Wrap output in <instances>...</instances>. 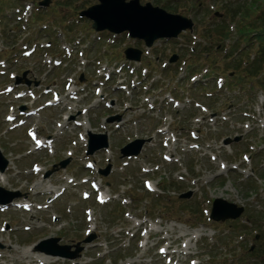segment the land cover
<instances>
[{
	"label": "rangeland",
	"instance_id": "1",
	"mask_svg": "<svg viewBox=\"0 0 264 264\" xmlns=\"http://www.w3.org/2000/svg\"><path fill=\"white\" fill-rule=\"evenodd\" d=\"M41 1L0 0V61L6 62L0 73L7 72L0 76V153L11 162L0 173V197L21 194L0 211V264H250L243 255L263 254L264 92L257 79L234 70L233 60L247 46L251 60L260 49L255 40L239 39L238 29L259 26L264 0L248 1L234 21L229 16L244 0H140L189 18L194 26L176 40L158 41L138 63L124 52L142 49V43L127 34L97 35L91 21L78 17L97 0H52L40 9ZM21 3L34 7L27 25L4 17ZM235 45L240 50L229 58ZM27 50H33L29 57ZM172 55H178L174 64ZM204 71L211 75L202 83L196 79ZM10 72L21 78L17 89L29 88L40 99L33 107L44 108L51 89L60 103L11 130L5 117L23 104L4 93L13 83ZM217 78L227 79L228 90L216 89ZM73 90L78 93L67 96ZM26 102L31 106L32 98ZM118 115L123 125L114 131L106 121ZM103 125L110 148L87 156V127L106 133ZM33 128L55 138L53 148L34 152L28 137ZM236 137L239 142L223 146V139ZM138 138L150 143L138 158H122L121 149ZM67 160L66 169L45 177ZM108 167L109 176H102ZM99 191L106 203L97 200ZM188 192L190 199L180 198ZM57 193L62 194L53 199ZM216 199L243 207L241 218L210 220ZM26 202L34 204L32 212L18 209ZM52 238L70 246L69 253L77 245L83 250L74 259H45L35 246Z\"/></svg>",
	"mask_w": 264,
	"mask_h": 264
},
{
	"label": "water",
	"instance_id": "2",
	"mask_svg": "<svg viewBox=\"0 0 264 264\" xmlns=\"http://www.w3.org/2000/svg\"><path fill=\"white\" fill-rule=\"evenodd\" d=\"M52 0H44L40 3L41 6L47 7ZM99 4L89 7L82 11L79 15L81 18L93 22L92 28L96 32H105L121 35L123 33H129L132 39L138 41H144L147 47H152L157 40L161 39H176L182 32L190 30L192 31L194 23L191 19L180 15H174L167 13L166 11L152 7L151 4L141 5L140 0H97ZM141 52L136 49H127L125 51L126 58L133 61H140ZM177 60L176 57L171 59V63ZM26 73L24 74V76ZM20 81V79H18ZM121 120V117H113L108 120L109 123ZM89 135V154H93L96 151L102 150L108 147L107 135L92 134ZM240 139L224 140V145H229L233 142H238ZM146 140H135L128 144L121 150L123 158L138 156ZM69 161L60 163L62 168H65ZM8 166V162L2 157L0 153V170L2 172ZM111 167L102 171L104 176L110 173ZM51 174L48 173V176ZM2 189H0V192ZM8 198L0 200V203H10L15 198L19 197L18 193H7ZM192 196L191 192L182 194L181 199H189ZM244 212L243 207H238L235 204L226 202L223 199H216L213 203L210 218L215 222H225L227 220H237L242 216ZM94 239V236L85 240L84 243H90ZM59 239L52 238L47 239L39 243L36 247V251L44 252L51 256H60L65 258L74 259L78 256V253L83 249L76 246L75 253H69L70 246H59Z\"/></svg>",
	"mask_w": 264,
	"mask_h": 264
},
{
	"label": "trees",
	"instance_id": "3",
	"mask_svg": "<svg viewBox=\"0 0 264 264\" xmlns=\"http://www.w3.org/2000/svg\"><path fill=\"white\" fill-rule=\"evenodd\" d=\"M248 1L251 2V0H244L243 4L236 8V11H232L233 16L231 15L229 16L231 21H234V17L240 14L241 10L246 11L248 9L246 8V6H248V3H247ZM229 12L230 10L227 11V13ZM220 21H221L220 23L221 25L224 24L223 19ZM257 23H259L258 27H253V25L249 24L250 26L243 25L238 29L239 31L238 34L240 37L239 39L246 40L249 44H251L253 40L259 42L260 49L257 51L254 59L251 60L249 58L250 56L249 48L250 47L248 46L246 47V49H242L241 51H239L240 48L239 47L237 48V46L235 45L233 48V51H230L227 56L230 58L239 51L236 59L233 60L234 70H243L247 77H251V79H257L259 86L262 88L264 92V18L257 20ZM220 24H218L217 26H219ZM226 29H227V26H226ZM229 34L230 32L227 30L224 37L227 38ZM225 38H223L224 42H225ZM245 57H248V60H246V62H244ZM260 236H262L261 233H260ZM249 256H250V259L248 260H253L250 264H264V253L260 254L259 256L255 253H249V254L243 255V258L245 259V261H246V258Z\"/></svg>",
	"mask_w": 264,
	"mask_h": 264
},
{
	"label": "bare ground",
	"instance_id": "4",
	"mask_svg": "<svg viewBox=\"0 0 264 264\" xmlns=\"http://www.w3.org/2000/svg\"><path fill=\"white\" fill-rule=\"evenodd\" d=\"M88 131H89V129H88ZM46 193H50L49 191L48 192H46ZM46 259V258H45ZM37 260H39V259H37Z\"/></svg>",
	"mask_w": 264,
	"mask_h": 264
}]
</instances>
